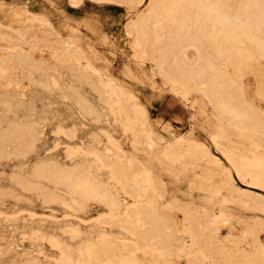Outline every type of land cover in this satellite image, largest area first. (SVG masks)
I'll return each mask as SVG.
<instances>
[{
	"label": "rangeland",
	"instance_id": "rangeland-1",
	"mask_svg": "<svg viewBox=\"0 0 264 264\" xmlns=\"http://www.w3.org/2000/svg\"><path fill=\"white\" fill-rule=\"evenodd\" d=\"M28 1L0 0V264H264V0H210L251 8L227 47L194 0Z\"/></svg>",
	"mask_w": 264,
	"mask_h": 264
},
{
	"label": "bare ground",
	"instance_id": "bare-ground-1",
	"mask_svg": "<svg viewBox=\"0 0 264 264\" xmlns=\"http://www.w3.org/2000/svg\"><path fill=\"white\" fill-rule=\"evenodd\" d=\"M26 1V0H25ZM63 1V0H62ZM30 0L28 1V3ZM61 2V0H60ZM68 2V1H67ZM197 7V13L194 17L193 25L200 28L203 38L212 44L219 43L225 47L234 42H239V39L244 36L246 39L252 38V34L249 32V25L251 20V8L241 7L236 12H227L218 1L210 0H194ZM174 3V2H173ZM180 3V2H179ZM173 4L174 7L168 8L165 14V19H171L176 13H183L186 10L181 3ZM68 4V3H67ZM161 18V17H160ZM159 19V18H158ZM173 23V22H172ZM158 25V23H157ZM157 27V26H156ZM159 27V26H158ZM157 27V28H158ZM155 29V28H154ZM153 29V31H154ZM241 36V37H240ZM240 37V38H239ZM154 40V39H153ZM218 46V45H217ZM156 53V52H155ZM225 53V52H224ZM230 54V53H229ZM218 55V54H217ZM197 58V57H196ZM183 59V58H182ZM207 64V63H206ZM88 66V65H87ZM171 68V67H170ZM89 70V69H87ZM86 75V74H85ZM98 75V74H97ZM193 75V73H192ZM102 77V76H101ZM74 78V77H73ZM100 78V77H99ZM104 78V77H103ZM163 78V77H162ZM102 80V78L100 79ZM172 82V81H171ZM102 83V82H101ZM104 86H110L108 82L105 81ZM189 86V84H188ZM94 87V86H92ZM98 88V87H97ZM114 88V87H113ZM108 89V88H107ZM111 89V87H110ZM109 89V90H110ZM79 90V89H78ZM193 90V89H192ZM112 92V91H111ZM117 92V91H116ZM123 93V92H122ZM80 94V93H79ZM111 94V93H110ZM108 92V95H110ZM107 95V94H106ZM114 95V94H113ZM122 96V95H121ZM107 98V97H106ZM111 98V97H110ZM86 100V98H85ZM109 100V99H108ZM225 112L233 113V110L228 108H223ZM102 111V110H101ZM224 112V111H223ZM241 112V111H240ZM140 113V112H139ZM143 113V112H142ZM141 117V116H139ZM125 118V117H124ZM236 118V117H235ZM225 119V118H224ZM238 119V118H237ZM127 123V122H126ZM131 124V123H130ZM112 130V129H111ZM130 132V130H128ZM128 132V133H129ZM126 133V134H128ZM236 133V132H235ZM253 134V133H252ZM110 136V135H109ZM99 137V136H98ZM215 139V138H214ZM219 140V139H218ZM110 142V141H109ZM131 142V141H130ZM96 146V145H95ZM81 147V146H80ZM259 148V147H258ZM71 149V148H70ZM77 149V148H76ZM262 150V149H261ZM109 151V150H108ZM264 151V150H263ZM67 152V151H66ZM175 152V151H174ZM220 152V151H219ZM247 153V152H246ZM264 153V152H263ZM169 156V155H168ZM247 156V155H246ZM170 157V156H169ZM104 158V157H103ZM242 158V157H241ZM252 159V158H251ZM168 160V159H167ZM176 160V159H175ZM246 161V160H245ZM240 162V161H239ZM232 163V161H231ZM238 163V162H237ZM244 163V162H243ZM248 163V162H247ZM250 163V162H249ZM256 164V162L253 161ZM254 164V165H255ZM258 164V163H257ZM246 165V164H245ZM249 165V164H248ZM253 165V164H252ZM253 165V166H254ZM129 166V165H128ZM256 167V166H255ZM239 170V169H238ZM251 172V171H250ZM248 172V173H250ZM104 173V172H103ZM244 173V172H243ZM264 173V171L262 172ZM246 175V174H245ZM259 175V173H258ZM94 177V176H93ZM96 177V176H95ZM243 177V176H242ZM131 180V179H130ZM124 182V181H123ZM76 185V184H75ZM121 185V184H120ZM86 186V185H85ZM76 187V186H75ZM90 189H92L90 187ZM94 195V193H93ZM132 197V196H131ZM123 198V197H122ZM51 199V198H50ZM133 206V205H132ZM152 206V205H151ZM121 209V208H120ZM116 212V211H115ZM155 213V212H154ZM142 214V213H141ZM106 215V214H105ZM128 215V214H127ZM144 217V216H143ZM101 219V218H100ZM141 219V218H140ZM144 220V219H143ZM147 226V225H146ZM151 227V226H150ZM151 230V229H150ZM134 231V230H132ZM149 231V230H148ZM117 233V232H116ZM175 233V232H174ZM168 234V233H167ZM132 235V234H131ZM141 235V234H140ZM171 236V235H170ZM90 238V237H89ZM161 238V237H160ZM137 240V239H136ZM139 240V239H138ZM174 240V239H173ZM141 241V240H140ZM178 243V242H177ZM157 244V243H156ZM150 249V248H149ZM101 250V249H100ZM86 251V250H85ZM167 251V250H166ZM89 253V252H88ZM103 253V252H102ZM105 254V253H104ZM86 256V255H85ZM111 256V255H110ZM113 256V255H112ZM91 257V256H90ZM65 259V258H64ZM123 259V258H122ZM108 262V260L106 259ZM93 262V261H92ZM111 263V262H110ZM59 264V263H58ZM127 264V263H126Z\"/></svg>",
	"mask_w": 264,
	"mask_h": 264
}]
</instances>
